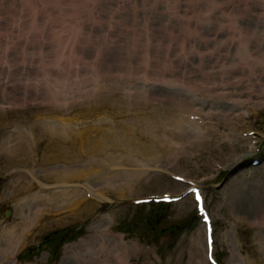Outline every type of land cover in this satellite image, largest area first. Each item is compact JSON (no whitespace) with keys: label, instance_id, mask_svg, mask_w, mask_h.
<instances>
[{"label":"rangeland","instance_id":"rangeland-1","mask_svg":"<svg viewBox=\"0 0 264 264\" xmlns=\"http://www.w3.org/2000/svg\"><path fill=\"white\" fill-rule=\"evenodd\" d=\"M263 8L0 0V248L17 235L0 264H264V104L251 110L242 65L219 75ZM195 66L210 75L193 81ZM228 92L250 99L230 127L207 116ZM58 120L70 125L50 131ZM103 133L123 150L105 151ZM90 137L94 159L78 145ZM71 187L78 209L58 194Z\"/></svg>","mask_w":264,"mask_h":264},{"label":"bare ground","instance_id":"bare-ground-1","mask_svg":"<svg viewBox=\"0 0 264 264\" xmlns=\"http://www.w3.org/2000/svg\"><path fill=\"white\" fill-rule=\"evenodd\" d=\"M264 10V8L262 9V11ZM261 13L258 12V14H255L254 16H256V19L254 21V25L251 24V26L248 28H242L239 27L240 31H238L239 37L242 36L243 41H239L240 43V52L237 54L238 55V61L234 64H232V66H225V68H227L226 71L220 72V76H221V80L222 81H228L229 79L233 78L234 75V71L236 69V65L240 64L242 65V68L246 70L247 74V81L249 83V79L252 78L253 83L250 84V86H255L257 87V94L253 95V98L255 99H259V101L256 102V100H253V102L251 101L252 107L251 110L253 108V106L256 105H262L264 104V11ZM235 20V18H234ZM244 65V66H243ZM238 68V67H237ZM189 75L193 78V81L197 82L198 80H200L201 76L204 75L205 77L209 76L210 74L208 72H205V69L199 66H195L191 71L188 72ZM218 73V72H217ZM237 73V72H236ZM224 75V76H223ZM232 75V77H231ZM228 76V77H227ZM231 77V78H230ZM224 78V79H223ZM238 82V81H236ZM230 83H234L232 81H230ZM27 91V90H25ZM223 99L225 100V98L228 100L227 102L230 103L229 109L224 110L222 112H207V116L212 117L214 119H216V123H218L217 121L221 118L225 120V123L228 127L234 125V123L236 122V120H238L239 118H243L245 116V112L242 111L240 113L237 112V110L241 107H247L250 103L249 100L250 99H245L243 102L242 100L239 99H234L233 98V93L232 92H228L225 93V95L222 96ZM263 100V101H262ZM197 110L200 112V109L197 108ZM250 110V111H251ZM194 114H199L198 112H193ZM46 118L48 119V117L46 116ZM249 116H246L245 119H248ZM68 122L72 123V120L66 119ZM48 121H46L47 123ZM45 123V124H46ZM1 125V124H0ZM69 123L61 122L60 120L57 121V125H52L53 127H51V130L53 129V132H57L62 131L64 129V126H69ZM46 131H48V124H46ZM203 128V127H202ZM196 132H195V136L199 135L201 133V127H196ZM234 130V129H233ZM249 130V129H248ZM0 133H1V129H0ZM47 134V133H44ZM76 136H79L76 135ZM74 135V139H72L71 141L67 142L68 145H70L71 143H75L74 141L77 140V137ZM101 139L102 141H104L103 145V149H105V151H111L113 153H115L116 151L123 150L121 146L116 145L115 144H110V142L108 141V135L106 133H103L101 135ZM9 140V139H8ZM248 140V139H247ZM7 141V138H6ZM59 142L58 141H54L53 142V146H58ZM7 143L5 141L1 140L0 137V151L3 149H7L9 147L6 146ZM79 147L83 148L82 151V156L83 157H90L92 159H94L93 157L98 156V153L101 149V146L99 145L98 141L96 140L95 137H90V138H85V140H81L79 142ZM48 147V144H47ZM106 161L111 162L113 165L119 164L122 161V156L121 154L118 156V154H114L111 157H105ZM38 162L40 163H45L48 162V155L43 156L41 159L38 158ZM98 163V162H97ZM96 162L93 163V165L97 164ZM133 179V178H132ZM60 181V180H59ZM77 188H73L71 187L69 189L68 193H58L61 197L62 201H66L65 205L63 206L64 208L67 206H71L73 204V201H75L74 207L75 208H79L81 206V201L80 198L78 197V191ZM48 204L53 203L54 201H56V197L51 196L48 200ZM84 202V201H83ZM47 204V205H48ZM74 208V209H75ZM264 223V221H263ZM10 230L7 232V237H8V242L6 243V247L5 248H0V253L2 252L5 257L8 253L12 252L17 246V235L15 233V231L12 230V232L10 233ZM1 241L2 239H6V234L5 232H2L1 234ZM1 245V244H0ZM1 247V246H0Z\"/></svg>","mask_w":264,"mask_h":264}]
</instances>
